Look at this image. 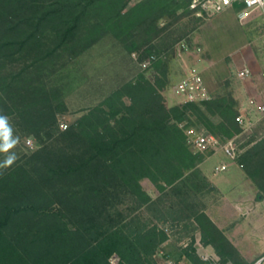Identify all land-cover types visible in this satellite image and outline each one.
I'll return each mask as SVG.
<instances>
[{
    "label": "trees",
    "instance_id": "obj_1",
    "mask_svg": "<svg viewBox=\"0 0 264 264\" xmlns=\"http://www.w3.org/2000/svg\"><path fill=\"white\" fill-rule=\"evenodd\" d=\"M125 8L126 0H0V111L17 136H33L40 146L0 169V264H110L113 255L120 264H155L165 233L127 230L116 206L131 195L150 201L140 184L146 178L162 190L160 183L185 184L188 192L207 183L178 123L204 125L222 142L241 131L230 101H218L225 125L217 132L212 99L168 108L144 74L59 129L67 105L54 78L107 36L129 54L146 46L157 52L150 44L163 31L159 21L181 7L178 0H144ZM239 159L264 198V139ZM205 209L192 206L186 218L202 242L223 263L248 264ZM193 245L186 256L195 263Z\"/></svg>",
    "mask_w": 264,
    "mask_h": 264
},
{
    "label": "rangeland",
    "instance_id": "obj_2",
    "mask_svg": "<svg viewBox=\"0 0 264 264\" xmlns=\"http://www.w3.org/2000/svg\"><path fill=\"white\" fill-rule=\"evenodd\" d=\"M143 1L126 0L123 13L130 12ZM209 1L215 0H198L193 9L194 0H178L181 7L178 12L162 18L158 23L163 31L150 44L157 52H147L150 46H146L129 54L113 37L107 36L78 60L71 62L52 81L53 85L64 89L67 105V112L58 117L59 129L66 131L68 128L63 129V123L71 127L113 91L141 74L157 86L168 108L189 104L176 92L177 86L187 76L200 74L215 102L216 114H209V118L217 132L218 128L225 125L217 108L219 100L230 101L237 113L235 123L238 124L239 116L250 118L253 111L250 107L251 100L264 106V90L261 95L258 94V89L264 85L262 12L254 10L245 18L240 15L241 6L214 12L209 7ZM206 3L208 7H205ZM240 55L249 63L251 75L248 78L237 75L235 61ZM152 56H156V62L144 70L140 62ZM126 101L129 103V100ZM178 126L185 133L190 151L201 158L203 163L211 153L198 152L189 139L204 133L216 136V133L204 125H191L187 121L178 123ZM238 127L241 131L230 140L239 136L238 141L234 142L244 152L249 149V145L264 139V115L260 114V118L258 115L253 116L252 124L247 128H242L239 124ZM39 147L38 141L33 136H28L20 138L14 151L19 160L22 154H30ZM3 158L4 155L0 154V160ZM199 169L204 176L202 169ZM206 179L205 185L201 182L198 190L191 189L188 192L185 184L170 188L160 183L165 188L162 190L146 178L140 184L150 201L142 196L131 195L116 206L115 211L123 213V225H127V230L158 227L165 233L167 238L153 257L155 264H205L202 259L194 263L184 258V255L192 247L196 233L200 232L193 222L187 221L189 211L192 206L195 209L204 206L207 208L217 200V196L210 191V181ZM109 262L120 264L121 261L117 255H113Z\"/></svg>",
    "mask_w": 264,
    "mask_h": 264
},
{
    "label": "crops",
    "instance_id": "obj_3",
    "mask_svg": "<svg viewBox=\"0 0 264 264\" xmlns=\"http://www.w3.org/2000/svg\"><path fill=\"white\" fill-rule=\"evenodd\" d=\"M238 6H242L243 11V5L239 3L232 8ZM262 21L264 25L263 17ZM235 63L236 69L241 65L250 68L243 55L237 57ZM263 90L264 85H261L258 94L261 95ZM250 114L260 118V114L255 110ZM239 138L238 136L235 140L238 141ZM236 148V159H230L223 151H219L209 154L200 165L204 176L210 181L213 189L211 192L217 196V200L205 209V214L238 251L240 260L252 264L264 258V198H260V189L240 162L239 158L244 151L237 145ZM221 165H227L228 170L216 173V167ZM193 247L199 260L223 263L215 248L202 242L201 232L196 233ZM184 258L189 259L186 255ZM234 260L236 258H229V262L224 264H231Z\"/></svg>",
    "mask_w": 264,
    "mask_h": 264
},
{
    "label": "built area",
    "instance_id": "obj_4",
    "mask_svg": "<svg viewBox=\"0 0 264 264\" xmlns=\"http://www.w3.org/2000/svg\"><path fill=\"white\" fill-rule=\"evenodd\" d=\"M198 0H194L192 6L193 9L196 8V3ZM211 2L210 8L214 12H223L228 8L234 7L236 3L243 5L242 17L245 18L249 15L250 12L254 10H260L264 18V0H215ZM205 7H208V3L205 4ZM137 55H134L135 58ZM157 60L156 56H152L149 59L140 62L141 67L145 70L148 69L155 61ZM237 75L240 78H248L251 75V70L246 65L237 66ZM176 92L185 98L186 102L202 104L204 102L211 100V95L206 86V83L203 77L198 73H193L178 84ZM250 107L254 111L255 107L257 112L261 115H264V106L256 103L255 100H251ZM238 124L242 128H247L252 124L251 118L247 116H239L237 118ZM63 129H67V124H62ZM192 133H190L191 135ZM191 145L195 150L200 153H217L223 151L224 154L230 159L237 158V148L234 140H228L222 142L217 136L211 134H200L195 135L189 139ZM31 144V142H29ZM228 170L227 165H221L216 167L215 172L220 173ZM209 261H206L207 264ZM264 258L257 261L255 264H263ZM214 264H223L221 262H214Z\"/></svg>",
    "mask_w": 264,
    "mask_h": 264
},
{
    "label": "clouds",
    "instance_id": "obj_5",
    "mask_svg": "<svg viewBox=\"0 0 264 264\" xmlns=\"http://www.w3.org/2000/svg\"><path fill=\"white\" fill-rule=\"evenodd\" d=\"M19 141L9 116L0 111V154L4 155L3 160H0V169L10 168L18 160L14 149Z\"/></svg>",
    "mask_w": 264,
    "mask_h": 264
},
{
    "label": "snow or ice",
    "instance_id": "obj_6",
    "mask_svg": "<svg viewBox=\"0 0 264 264\" xmlns=\"http://www.w3.org/2000/svg\"><path fill=\"white\" fill-rule=\"evenodd\" d=\"M226 2H227V0H226Z\"/></svg>",
    "mask_w": 264,
    "mask_h": 264
}]
</instances>
